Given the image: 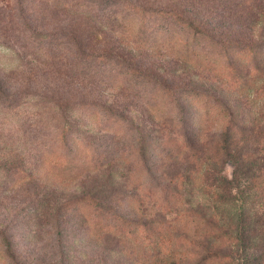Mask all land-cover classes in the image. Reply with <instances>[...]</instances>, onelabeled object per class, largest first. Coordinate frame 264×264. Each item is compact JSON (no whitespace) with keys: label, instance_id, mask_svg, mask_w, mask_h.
Here are the masks:
<instances>
[{"label":"rangeland","instance_id":"374dc122","mask_svg":"<svg viewBox=\"0 0 264 264\" xmlns=\"http://www.w3.org/2000/svg\"><path fill=\"white\" fill-rule=\"evenodd\" d=\"M46 1L50 4L46 5ZM167 1L125 0L127 3H139L152 8H159L161 5L174 7L190 15L206 34L216 40L237 42L243 46L264 43V20L255 15L254 10L250 9L251 3L245 0H171L175 5H169ZM51 2L53 1L0 0V23H8L6 27H0V41L11 38L13 45L23 27H37L41 32L50 31L59 37L61 32L69 28L68 18L63 13L51 11ZM68 3L69 6L88 3L95 7L94 0H69ZM20 8L25 12L22 13ZM20 12L23 16H19ZM167 23L169 21L162 18L155 22L157 26H165ZM56 39L59 41L55 43L59 44L60 38ZM112 39L100 40L102 42L99 44L96 41L90 43L86 50L93 53L107 50L114 56H119H116L117 60L127 62L144 74L139 77L130 76L127 80V68H121L116 63H107L105 70L99 66V72L105 73L106 79L119 73L122 87L118 86L121 88L117 89H105V86L96 82L80 83V80H75V75L66 78L71 84L65 85L58 76L41 74L43 70L39 66L31 67L39 71L35 77H27L29 67L24 70V75L19 73L8 76L5 74L6 70L15 65V56L7 49H0L1 86L7 94V99L0 98V264H158L156 246L150 240L141 238L140 242L133 245L119 239L117 233L110 228L122 226L125 221H152L161 213L170 214L177 209L176 206H162L161 201L147 197L142 186L148 173L143 165L144 153L140 149L137 151L142 144V135L151 134L158 141L157 135L165 132L160 128V111L156 104L158 98L165 91L163 95H166L167 109L178 108V111H185L182 105L186 103L187 97L184 98L182 92L186 89L204 90L221 100L230 98L238 121L251 117L246 115L252 113V105H247V101L226 83L234 76V72L226 70V67L213 70L207 67L200 73L195 68L185 69L171 56L164 58L162 55L153 56L146 50H128L119 41L115 44ZM199 40L204 44L210 42L209 39ZM17 51L20 55L27 52L19 47ZM55 55L59 56L60 53ZM234 57V61L240 63L239 75L253 69L248 58L239 55ZM47 68L44 67L45 72H48ZM259 86L264 87V82ZM17 92L44 95V99L43 96L41 99L45 108L38 100L23 99V96L17 99ZM154 94L157 96H153ZM60 97L75 101L87 100L89 103L107 102L105 107L117 113L112 116L119 118L120 122L115 118L108 120L107 112L96 107L97 104L94 107L78 108L74 110L76 123L68 126V130H71L68 137H87L85 139L90 151L96 158L100 156V161L111 160L123 149L126 159L116 165L112 172L101 169L100 166L97 171H93L95 165L90 171H82L79 178L63 183L60 175L67 170H60L57 166L46 167L45 161L41 163L40 159L43 157L47 159L61 152L66 153L59 148L60 145L53 143L58 138L62 122L48 118L52 99ZM260 120L251 131L257 137V142L251 146V151L248 152L251 157L246 162L252 174L227 185H231L234 192H239L242 183L248 184L250 178L259 180L256 187L249 185L247 193L257 190V194L263 196L253 200L255 194L246 195L243 197V207H240L245 208V214L252 211L260 219L259 223L254 224L256 229L264 230V185L261 183L264 182V153L261 152L264 150V103ZM220 131L217 126H213L210 139L217 138ZM163 136L167 139L168 134ZM157 141L154 140L148 146V140H145L150 151L148 165L152 166V184L160 180L161 173V170L156 169L161 166L162 153V146ZM65 166L69 167L70 163ZM173 166L171 171L182 169L184 164L180 161ZM161 167L165 169L164 164ZM19 170L33 172L34 176L26 178ZM234 170L235 166L227 162L222 166L223 174L228 178L233 177ZM111 173H116L117 177L113 178ZM107 178L113 183H109ZM131 194L137 196L136 204L128 198ZM117 196H121V202L112 199ZM236 197L238 200L242 199L238 195ZM195 198L204 201L202 197ZM152 228V231L156 230L155 224Z\"/></svg>","mask_w":264,"mask_h":264},{"label":"trees","instance_id":"16d2710c","mask_svg":"<svg viewBox=\"0 0 264 264\" xmlns=\"http://www.w3.org/2000/svg\"><path fill=\"white\" fill-rule=\"evenodd\" d=\"M52 1L51 11L63 13L68 18V30L56 37L53 32H41L37 27L32 29L23 27L14 41L17 45L14 42L13 45L11 44V38L0 41V49H7L15 56L16 63L6 70V75L19 73L24 75V70L29 67L27 77H35L39 71L31 67L39 66L43 70L41 74L58 76L65 85L71 84L66 78L75 75V80H80V83L96 82L105 86V89L121 88L122 78L118 77L119 73L115 77L106 79L105 73L101 74L98 67L101 66L105 70L107 63H116L121 68L125 67L128 69V75L125 77L127 80L130 76L139 77L144 74L127 62L117 60L119 56H114L107 50L102 53L86 50L90 43L96 41L99 44L102 42L100 40L108 41L107 38H113L115 44L119 41L128 50H146L153 56L162 55L164 58L171 56L185 69L195 68L200 73H203L207 67L211 70L226 67V70L234 72L231 80L225 79L227 85L238 92L247 101V105H252V113L246 115L251 117H244L238 121L230 98L221 100L204 90L186 89L182 92L185 95L183 97H187L186 103L182 105L185 111L183 109L178 111V108L168 110L166 95H163L165 91H163L156 104L160 111L158 116L161 121L160 128L165 131L164 134H168L167 139L163 138L164 134L157 135L158 141L151 137V134H143L140 140L142 144L137 151L140 149L144 153L143 165L148 170L146 180L142 181L147 197L151 196L153 200L161 201L162 206H176L177 209L172 213L169 212L170 214L161 213L152 221L142 223L125 221L122 226H111L113 232L117 233L116 236L133 245L140 242L141 238L150 240L151 244L156 246L158 264H264V230H258L254 225L259 223L260 219L253 215L252 211L250 214H245V208H241L243 197L246 195L255 194L253 200L263 196L257 194V190L247 193L249 185L256 187L259 180L250 178L248 184L242 183L239 192H234L231 185H227L252 174L246 162L251 157L248 153L251 151V146L256 145L257 142V137L251 131L261 121L260 114L264 103V87L259 86L264 82V43L243 46L237 42L216 40L206 34L202 26L190 15L174 7L161 5L159 8H152L139 3H127L125 0H94L95 7L88 3L69 6V0ZM185 1L187 0L183 2ZM245 1L251 3L250 9L264 20V0ZM167 2L169 5L176 4L171 0ZM45 4L50 3L46 1ZM20 9L22 13L25 12L23 8ZM22 13L20 12L19 16H23ZM158 18L166 19L169 23L165 26H157L155 22ZM0 24L2 25L0 27L4 28L8 23L3 21ZM176 29L179 31L176 32ZM55 37L60 38L59 44L55 43L59 41ZM201 38L209 39L210 42L201 43L199 40ZM18 47L23 52L24 50L27 52L20 55L17 51ZM57 52L60 53L59 56L55 55ZM237 55L248 58L253 69L239 75L240 63L234 61V56ZM44 67H48V72L44 71ZM108 73L107 77H109ZM220 77L223 78V75ZM1 83L2 78L0 98L7 99ZM15 96L17 99L23 96V99L38 100V103L45 108L41 99V96L44 99V95L17 92ZM238 99L239 97L236 100ZM106 103H89L87 100L75 101L62 97L52 99L48 118L56 122L58 120V123L62 122L58 138L53 143L60 145L59 148L66 153L61 152L55 157L47 159L43 157L40 160L41 163L46 162V167L57 166L60 170H67L60 175L63 183H70L79 178L83 174L82 171H90L95 165L93 171H97L100 166L101 169L112 172L116 165L126 159L125 152L120 149L122 151L111 160L100 161V156L96 158L90 151L85 139L87 137H72V139L68 137L71 133L68 126L76 123L74 110L78 108L94 107L97 104L96 107L107 112L108 120L115 118L120 122L119 118L112 116L117 113L105 107ZM7 107L11 108V106ZM120 117H123L121 113ZM213 126H217L221 131L217 138L210 139ZM105 131L102 133L104 134ZM145 140H148L146 143L148 146H151L154 140L162 146L160 161L165 169L161 166L156 167L161 173L160 180L155 184L150 183L152 166L148 165L150 151ZM261 152L264 153V150ZM129 158L130 156L127 161ZM98 161L100 163L96 164ZM180 161L183 162L184 167L171 171L174 169L173 165ZM226 162L235 166L232 178L223 174L222 166ZM66 163H70V166L66 167ZM19 173L26 178L34 176L33 172L27 173L21 170ZM111 175L113 178L117 177L116 173ZM262 180L264 181V178ZM107 181L113 183L110 178H107ZM261 183L264 185V182ZM236 195L242 199L238 200ZM195 196L202 197L204 201L197 200ZM119 197L121 198L117 196L112 199L121 202ZM128 198L135 204L138 200L137 196L132 194L128 195ZM153 224L156 226L155 231H152Z\"/></svg>","mask_w":264,"mask_h":264}]
</instances>
